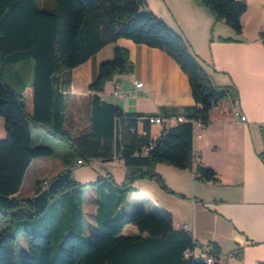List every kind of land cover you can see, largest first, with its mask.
<instances>
[{
	"label": "trees",
	"instance_id": "obj_1",
	"mask_svg": "<svg viewBox=\"0 0 264 264\" xmlns=\"http://www.w3.org/2000/svg\"><path fill=\"white\" fill-rule=\"evenodd\" d=\"M192 1L206 8L215 22L223 21L236 34L241 33L240 19L247 8L244 0ZM118 38L159 48L171 56L187 75L194 104L181 112L164 109L143 114L123 112L103 100L98 94L105 83L133 70L128 50L115 46L112 57L99 64L88 85L92 92L89 131L73 135L64 124L65 94L59 76ZM24 60L31 62V81L15 90L4 81L2 70ZM225 98L234 106L236 87L214 85L184 38L150 11L146 0H54L51 7L39 5L38 0H0V116L6 133L0 140V217L9 218L0 230V264H206L201 258L185 256L186 250L201 245L189 231L173 227L170 212L121 207L123 190L99 192L94 232L86 235L83 185L70 170L47 180L45 187L43 180L36 179L30 198L15 194L31 161L53 155L50 147L35 141L37 129L68 146L63 157L66 166L78 159L111 161L121 146L119 158L129 183L148 179L166 193L185 197L166 185L154 170L156 164L192 170L197 181L218 182L214 169L201 162L193 165L191 122L206 127L211 108ZM143 116H182L186 121L162 126L155 140L137 148L138 133L129 129L137 128L138 122L147 127ZM259 134L262 149L256 156L264 164V124L259 125ZM126 225L134 226L136 234H121ZM19 235L25 238L27 253L17 263L14 246ZM205 248L213 264H219V245L207 242Z\"/></svg>",
	"mask_w": 264,
	"mask_h": 264
},
{
	"label": "crops",
	"instance_id": "obj_2",
	"mask_svg": "<svg viewBox=\"0 0 264 264\" xmlns=\"http://www.w3.org/2000/svg\"><path fill=\"white\" fill-rule=\"evenodd\" d=\"M244 1L247 8L240 19L242 30L236 34L223 21L215 22L206 8L192 0H146L149 10L184 38L214 85L233 84L237 89L235 105L225 98L213 106L208 125L196 129L200 137L193 139V165L201 162L214 169L218 182L197 181L192 170L156 164L154 170L166 185L185 197L166 193L148 179L129 183L119 158L120 146L113 160H93L101 163L104 172L98 175L102 181L97 184V191L88 190L92 207V212L87 214L90 215L86 221L88 227H92L95 219L99 192L123 190L125 199L121 207L170 212L173 227L189 231L201 245L195 247L193 253L205 254V244L216 242L220 247L219 264H227L229 259L235 264L264 263V164L256 156L262 149L259 125L264 124V0ZM218 37L233 41L221 42ZM115 46L128 50L133 70L107 81L103 92L98 94L103 100L121 104L119 107L123 112L143 114H158L164 109L181 112L182 108L194 104L187 75L171 56L159 48L118 38L102 46L80 65L61 72L59 87L65 94L66 105L64 124L66 128L69 124L70 132L82 129L81 125L89 129L92 92L88 85L99 64L112 57ZM14 65L5 69L10 73V81L2 70L3 79L15 90H20L29 81ZM134 82H141L142 86L135 88ZM108 86L112 88L111 92H107ZM115 91L129 96L131 101L124 99L120 103L113 95ZM109 94L114 98L108 101ZM233 110L244 115L246 120H235ZM174 124L172 119L167 123L168 126ZM137 128L136 146L142 148L146 141L158 137L162 126L149 124L146 127L138 122ZM5 135L0 116V140ZM115 166L120 172L118 177L113 175ZM108 176L114 182H107ZM129 227L126 225L121 234H136V228ZM126 229H130V233Z\"/></svg>",
	"mask_w": 264,
	"mask_h": 264
},
{
	"label": "rangeland",
	"instance_id": "obj_3",
	"mask_svg": "<svg viewBox=\"0 0 264 264\" xmlns=\"http://www.w3.org/2000/svg\"><path fill=\"white\" fill-rule=\"evenodd\" d=\"M38 4L51 7L54 5V0H38ZM6 68L8 67H3V74L7 78V81H10L8 78L10 73L9 71L6 72L5 70ZM14 68L18 70V72L21 73L23 76H25L26 80L29 81L28 83H30L31 81L30 79V76H31L30 60H24L20 62L14 65ZM111 91H112V88L108 86L107 92H111ZM113 98L114 96L109 94L107 100L109 101V100H112ZM125 100L131 101V99H129V96H127ZM119 102L122 103V99L119 100ZM68 125H67V128L69 127ZM81 128L82 129L76 130L75 132L71 130V132L73 133V135H82L89 131L88 128L84 129L82 125H81ZM35 141L39 144L50 147L53 152V155L51 157L37 158L32 161V163L29 165V168H27L24 174L17 198L27 199L33 195V187H34L35 179H40V180H43V182H47V180L52 179L58 173H61L65 170H70L72 177L77 182L83 185L82 186V195H83V202H84L83 212H84V218H85L83 228H84V233L86 235H91L94 232V220H93L92 227H88V225L86 224V221L90 218V215H87V214L92 212V207L89 205L91 196L89 195L88 190H94L96 192L97 184L100 183V181H102V179L99 180L100 179L99 176H101L102 173L104 172L101 163H96L95 161L91 160L89 162H84L81 165H78L77 163L72 162L68 164V166H66L63 163V157L68 153L67 145H65L64 143L60 141L55 140L50 135L44 133L41 129H37L35 131ZM112 171H113L114 177L120 176L118 167L116 166L113 167ZM105 180L110 183L114 182V180H112L109 176ZM50 210L51 208L48 209V211ZM8 223H9L8 217H5V216L0 217V230L3 227H5ZM130 227H133V226L130 225ZM126 232L130 233V229H126ZM14 252H15V260L17 263L19 262L22 256L26 255L27 245H26V241L23 235L17 236L16 241H15V246H14ZM227 264H235V261H232L229 259Z\"/></svg>",
	"mask_w": 264,
	"mask_h": 264
},
{
	"label": "built area",
	"instance_id": "obj_4",
	"mask_svg": "<svg viewBox=\"0 0 264 264\" xmlns=\"http://www.w3.org/2000/svg\"><path fill=\"white\" fill-rule=\"evenodd\" d=\"M142 86V83L141 82H134V87L135 88H140ZM114 96H116L118 99H126V95L123 94L122 92H114L113 93ZM232 116L235 120L237 121H240V122H244L246 120L245 116L244 115H240V113L236 110H233L232 112ZM143 120H146L148 121L149 124H157V125H161V126H168L167 123L169 122V120H174V123H180V122H184L186 121L185 118H183L182 116H178V117H166V116H143L142 117ZM192 124V127H193V139L195 137L199 138L200 137V133H198L196 131V129H200L202 128V125L197 122V121H193L191 122ZM129 131L131 133H139V130L138 128H134V127H131L129 129ZM147 151V148H144L143 149V152L145 153ZM84 161L83 160H77V164L78 165H81L83 164ZM47 184L44 185V187L46 186ZM185 256H189V255H193L195 256L196 258H201L202 260H206V264H213L214 263V260L211 256H208L206 254H203V253H199V254H195L193 253V251H189V250H186L185 251Z\"/></svg>",
	"mask_w": 264,
	"mask_h": 264
},
{
	"label": "bare ground",
	"instance_id": "obj_5",
	"mask_svg": "<svg viewBox=\"0 0 264 264\" xmlns=\"http://www.w3.org/2000/svg\"><path fill=\"white\" fill-rule=\"evenodd\" d=\"M45 184H46V182L43 183V185H45ZM205 262H206V260H205Z\"/></svg>",
	"mask_w": 264,
	"mask_h": 264
}]
</instances>
